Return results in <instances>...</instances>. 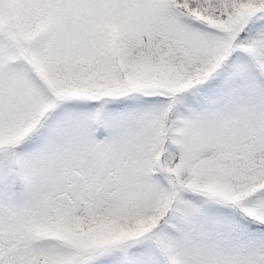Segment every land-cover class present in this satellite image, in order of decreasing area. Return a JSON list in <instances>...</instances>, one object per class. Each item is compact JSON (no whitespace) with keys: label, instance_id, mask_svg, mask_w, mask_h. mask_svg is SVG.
Returning a JSON list of instances; mask_svg holds the SVG:
<instances>
[{"label":"snow or ice","instance_id":"6c2138e0","mask_svg":"<svg viewBox=\"0 0 264 264\" xmlns=\"http://www.w3.org/2000/svg\"><path fill=\"white\" fill-rule=\"evenodd\" d=\"M0 264H264V0H0Z\"/></svg>","mask_w":264,"mask_h":264}]
</instances>
